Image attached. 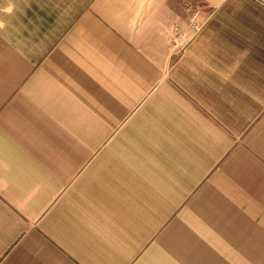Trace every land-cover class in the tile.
Wrapping results in <instances>:
<instances>
[{
	"label": "crops",
	"instance_id": "crops-1",
	"mask_svg": "<svg viewBox=\"0 0 264 264\" xmlns=\"http://www.w3.org/2000/svg\"><path fill=\"white\" fill-rule=\"evenodd\" d=\"M0 264H264V7L0 0Z\"/></svg>",
	"mask_w": 264,
	"mask_h": 264
},
{
	"label": "built area",
	"instance_id": "built-area-1",
	"mask_svg": "<svg viewBox=\"0 0 264 264\" xmlns=\"http://www.w3.org/2000/svg\"><path fill=\"white\" fill-rule=\"evenodd\" d=\"M256 3H258L259 5L263 6L264 7V0H252Z\"/></svg>",
	"mask_w": 264,
	"mask_h": 264
}]
</instances>
